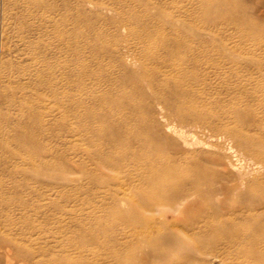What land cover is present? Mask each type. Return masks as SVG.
Masks as SVG:
<instances>
[{
    "label": "rangeland",
    "instance_id": "rangeland-1",
    "mask_svg": "<svg viewBox=\"0 0 264 264\" xmlns=\"http://www.w3.org/2000/svg\"><path fill=\"white\" fill-rule=\"evenodd\" d=\"M139 2L157 4L163 12L159 18L164 31L171 33L170 28L179 14L159 0H0V42L4 44L3 50L0 49V232L5 233L12 221L20 219L21 206L27 209L40 206V213L25 211V217L29 221L31 218L41 230L36 241L41 246L51 242L50 231L53 232L56 264H91L96 260L98 264H118V255L134 264L264 262V257L252 261L241 254L224 253L223 240L211 234L209 220L213 214L206 209L189 210L173 226L190 235L206 253L189 258L190 250L183 245L167 248L165 257L156 259L144 241L147 230L158 220L144 205L140 206L139 200L149 195L147 188L139 185L135 164L125 161L122 167L107 173L106 178L100 172L93 173L91 165L85 166L88 168L85 175L81 174L72 162L81 163L76 146L61 148L56 129L45 132L39 128L38 93L41 82L48 78H81L83 68L92 73L90 78H122L124 82L130 80L131 84L132 78H141L143 62L139 46L128 37V29L119 22L114 23L127 16L126 11L130 9L135 16L140 15ZM106 7L112 10L107 11ZM213 11L217 16L213 27L215 37L212 40L210 36L199 38L201 64L189 70L191 77L202 81L185 95L181 104L202 115L204 122L194 124L191 119H182L177 111H161L163 103L150 92H144L145 98L136 95V99L153 105L159 129L165 131L167 125L174 124L205 143L202 147L184 149L187 162L183 169L188 174L214 179V173L225 171L226 175L230 164L242 170L231 177L243 184L239 195L222 197L223 201L234 199L233 206L228 205L232 215H227L225 224L229 225L237 218L236 214L241 217L260 209V206L248 207V189L255 196L264 194V0H215ZM247 21L254 25H245ZM198 23L201 29L209 28L201 18ZM116 44V58L103 52L107 46L111 49ZM97 57L103 60L102 65L97 63ZM147 64L156 65L155 62ZM162 70L169 68L162 67ZM19 134L27 136L30 143H21L17 139ZM169 152L167 150V155H174ZM56 153L62 154V165L73 169L71 173L65 171V181L69 182L58 192H46L47 183L59 177L56 175L58 166L54 169L56 173H50L54 179L38 178L32 167L46 160L53 162ZM104 179L107 185L101 183ZM114 200L119 204L116 208ZM148 200L153 202L154 199ZM44 216L52 220L46 222ZM25 217L20 222L27 221ZM151 217L155 219L152 221ZM165 217L170 221L172 214L167 212ZM26 223L20 225L26 227ZM11 233L17 236L15 231ZM212 255H216V259L209 263Z\"/></svg>",
    "mask_w": 264,
    "mask_h": 264
},
{
    "label": "bare ground",
    "instance_id": "bare-ground-1",
    "mask_svg": "<svg viewBox=\"0 0 264 264\" xmlns=\"http://www.w3.org/2000/svg\"><path fill=\"white\" fill-rule=\"evenodd\" d=\"M159 1L164 6H171L179 14L178 19L173 22V26L170 28L171 33H167L168 35L159 18L163 12L154 2L151 5L139 2V7L142 8L140 15L135 16L134 10L130 9L126 11L129 13L127 16L114 21L128 29V37L136 41V45L139 46L143 62L141 78H132L134 79L132 84L129 82L130 80L124 82L122 78H90L92 73L87 72L83 67L80 73L81 78H48L41 82L38 93L39 122H41L39 128L45 132L56 129L57 142L61 148L76 146V151L79 150L78 153L81 154V163L72 162L75 163L74 167L78 168V172L80 171L81 174L85 175L88 169L86 167L91 165L93 173L97 171V174L102 173L100 175L106 178L107 173L122 167L125 161L135 164V175L139 179V185L145 186L148 190L146 194L149 195L139 200L141 201L140 206L144 205V208L150 214L156 215V220H158L152 229L147 230L144 241L156 259L165 257L167 248L183 245H186L190 250L189 258L206 253L190 235L173 227L176 221L192 209L212 211L213 216L209 220L210 231L212 235L223 240L224 253L241 254L252 261L258 257H264V194L255 196L251 189H248L246 195L248 207L250 205L260 206V209L258 207L241 217L238 213L236 214L237 218L234 217L228 223L229 225L225 224L228 220L227 215H232L231 207L234 204V199L233 201H223L222 197L228 199V197L239 195L243 184L237 182L238 179L235 177H233L234 179L231 177L233 173L239 175L238 170H242L238 169V165L237 167L230 164L228 165L230 171H227L226 175L223 174L225 171L222 174L212 171L216 177L214 179H207L203 175L195 173L188 174L183 169V165L187 162L184 149L202 147L205 143L199 141L196 135L194 136L191 132L182 128L178 129L174 124L172 127L167 125L165 131L159 129L154 117L156 110L153 105L141 103L136 99V95L140 94L144 97L145 91L150 92L163 103L165 108L161 107V111L164 109L177 111L182 119H191L194 124L204 122L202 115L182 107L181 104L185 95H189V91H193V87L202 81L201 78L191 77L189 70L190 67L195 70L201 64L202 51L198 50L197 45V42H201L199 38L210 36L209 38L212 40V37H215L216 32L213 29L217 19L216 12L213 11L215 0ZM105 10L112 9L106 7ZM200 18L208 23L209 28L205 30L199 27ZM246 24L254 25L250 21L245 22ZM3 48L4 44L0 42V49L3 50ZM104 50L105 54L116 58L117 44L111 49L107 46ZM100 58L103 59L102 56ZM100 58L97 57V63L102 65L101 61L103 60ZM44 59L42 57V60ZM147 62H155L156 65H148ZM132 64L134 65V63ZM162 67H168L169 70H162ZM243 115L245 116L244 113ZM164 123L166 124L165 121ZM17 139L21 143H30V139L23 134H19ZM213 148L211 147L212 150ZM167 150L174 155H167ZM231 150L236 153L233 149ZM61 155L56 153L53 162L46 160L32 167L33 171L37 172L38 178L46 179V176L52 177L53 174L50 173H56L54 169L58 166L59 171L56 175L59 177L53 183H47L46 192H58L64 183L69 182L65 181L66 175L64 174L65 171L71 173L72 166L69 168L62 165ZM245 172L242 173L245 174ZM202 174L204 173L202 172ZM244 174L242 178L245 177ZM101 183L107 185L106 179ZM149 198L154 199L153 202H149ZM117 205H119L118 201L114 200V208ZM19 209L20 219L25 217V211H32L36 215L42 210L40 206L33 209L21 206ZM164 212L172 214L170 221L167 220ZM142 215L138 218H141ZM44 217L46 222L52 220L48 216ZM20 219L12 221L5 233L0 232V249L3 257V262L0 264H56L53 232L50 231L51 242L45 247L41 246L36 243L41 230L34 225L31 218L29 221V218L25 217L27 221L24 222H20ZM151 219L153 221L155 218L151 217ZM25 222H28L26 227L20 225ZM247 225L250 226V229H247ZM12 231H15L16 237L12 236ZM118 257V264H134L131 260L125 261ZM215 259L216 255H212L209 263L214 262ZM90 263L98 264L97 260ZM257 264H264V262Z\"/></svg>",
    "mask_w": 264,
    "mask_h": 264
}]
</instances>
